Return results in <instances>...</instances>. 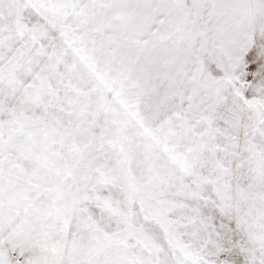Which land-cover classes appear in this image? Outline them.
Listing matches in <instances>:
<instances>
[{"label": "snow or ice", "instance_id": "snow-or-ice-1", "mask_svg": "<svg viewBox=\"0 0 264 264\" xmlns=\"http://www.w3.org/2000/svg\"><path fill=\"white\" fill-rule=\"evenodd\" d=\"M0 264H264V0H0Z\"/></svg>", "mask_w": 264, "mask_h": 264}]
</instances>
